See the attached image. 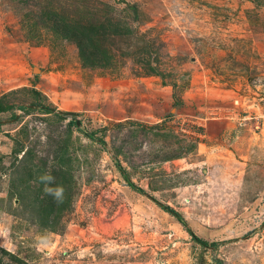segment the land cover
Masks as SVG:
<instances>
[{
    "label": "rangeland",
    "instance_id": "1",
    "mask_svg": "<svg viewBox=\"0 0 264 264\" xmlns=\"http://www.w3.org/2000/svg\"><path fill=\"white\" fill-rule=\"evenodd\" d=\"M1 248L264 264V0H0Z\"/></svg>",
    "mask_w": 264,
    "mask_h": 264
},
{
    "label": "trees",
    "instance_id": "2",
    "mask_svg": "<svg viewBox=\"0 0 264 264\" xmlns=\"http://www.w3.org/2000/svg\"><path fill=\"white\" fill-rule=\"evenodd\" d=\"M166 211H168L169 213L173 214L174 216L178 217V220L185 224V221L177 214V212L172 209V208H168V206H165ZM197 241L201 242V243H205L203 240L197 239ZM1 254H0V264H6L4 262V255H8L11 260L17 264H25L24 260H22L21 258L15 256L14 254H10L8 251H6L5 249L1 248Z\"/></svg>",
    "mask_w": 264,
    "mask_h": 264
},
{
    "label": "clouds",
    "instance_id": "3",
    "mask_svg": "<svg viewBox=\"0 0 264 264\" xmlns=\"http://www.w3.org/2000/svg\"><path fill=\"white\" fill-rule=\"evenodd\" d=\"M48 179H51V178L49 177ZM63 191H64L63 188L60 187V188H57V189L54 191V194H55L57 197H60V196H62Z\"/></svg>",
    "mask_w": 264,
    "mask_h": 264
}]
</instances>
